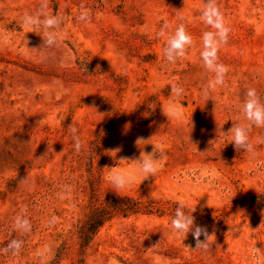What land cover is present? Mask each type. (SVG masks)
<instances>
[{"label":"rangeland","instance_id":"1","mask_svg":"<svg viewBox=\"0 0 264 264\" xmlns=\"http://www.w3.org/2000/svg\"><path fill=\"white\" fill-rule=\"evenodd\" d=\"M45 2L62 18L58 47L22 25ZM205 5L0 0V264H264V128H250L251 153L223 134L248 124V89L264 103V0H216L230 29L217 53L228 72L208 97L215 74L201 58L203 34L216 30L201 19ZM81 6L91 23L78 20ZM164 24L167 35L183 24L193 38L175 63L157 35ZM170 105L179 117L162 113ZM138 137L149 141L137 146ZM154 146L165 158L144 180L132 162ZM120 172L136 176L123 190L109 179ZM180 203L215 232L207 250L171 228ZM13 240L17 255L5 252Z\"/></svg>","mask_w":264,"mask_h":264},{"label":"clouds","instance_id":"2","mask_svg":"<svg viewBox=\"0 0 264 264\" xmlns=\"http://www.w3.org/2000/svg\"><path fill=\"white\" fill-rule=\"evenodd\" d=\"M47 3H42L40 10L35 14L25 13L22 18V25L24 28L35 29V33L41 35L46 47H58L59 41L57 34L61 28L62 18L59 15H48ZM201 19L204 23L211 28L215 29V32H205L203 34L204 50L201 53V58L204 62V66L208 71L214 73V79L210 80L208 85L203 90V95L208 97L209 90H214L217 86H223L225 84L226 74L228 68L222 63L218 62V50L219 48L228 42V34L230 29L226 26L223 14L220 12L216 5V0H206L205 8L201 14ZM78 20L86 24L91 23L92 17L90 10L81 6V12L78 16ZM167 24H164L160 31L157 33L158 37L166 38V46L164 47V56L169 63H175L177 59L183 58L186 55L187 50L193 45V38L189 35L183 24L179 25L174 34L167 35ZM170 94L179 98L183 95V89L175 84L171 86ZM148 108L151 111H155V104H149ZM244 119L248 122L247 125L240 122H234L233 126L227 133H223L225 137L231 140V143L236 151L244 150L245 152H253V145L249 140V131L252 126L258 128H264V103L261 102L256 89L250 88L246 92V99L244 100L243 107L241 109ZM162 113L169 118H177L180 113L175 105H170L167 109L162 107ZM148 115V113H145ZM129 125H125L127 129ZM69 130L72 133L74 140V148L79 152L81 148L80 139L78 136V130L75 126L70 125ZM105 133L103 129L100 131V135ZM149 140H145L143 137L136 139V145L141 143H147ZM214 143V142H213ZM122 151V146H118L114 149H109L108 153L118 154ZM159 154V158L157 157ZM164 153L160 151L157 146H154V150L151 154L140 152L138 159H134L132 164L137 165L139 173L144 177V180L156 176L159 171L160 162L164 159ZM127 158L121 157L118 161L119 164L125 162ZM119 167L105 168L110 171H115ZM114 188L117 190H123L126 187H130L136 180V176L128 172H120L109 177ZM196 211V208L185 211V205L180 203L177 205L175 215L171 220V228L175 234L185 236L191 234L195 238V251L200 249L207 250L210 241L216 239L215 232L209 234L207 228L196 225L195 218L192 215ZM27 225V221L24 222ZM261 225H264L262 222ZM201 236L204 240H201ZM22 248V242L13 240L5 252L12 250V255H17Z\"/></svg>","mask_w":264,"mask_h":264}]
</instances>
